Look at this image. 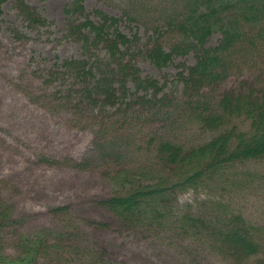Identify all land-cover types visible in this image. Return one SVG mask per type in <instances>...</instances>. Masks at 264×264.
Instances as JSON below:
<instances>
[{"label": "rangeland", "instance_id": "obj_1", "mask_svg": "<svg viewBox=\"0 0 264 264\" xmlns=\"http://www.w3.org/2000/svg\"><path fill=\"white\" fill-rule=\"evenodd\" d=\"M72 1L0 0L1 198L15 206V215L23 218L22 228L27 231H67L85 225L98 246L109 243V258L113 254L109 264L232 263L217 250H211V254L197 251L189 246L194 238L179 231L173 233L171 227L148 231L125 226L113 211L101 208L96 201L112 195L107 172L143 163L153 136L175 141L184 149L210 140L211 132L191 122L188 115L206 111L208 106L216 108L226 90H239L248 84L264 86V43L236 51L226 61L221 83L205 84L200 89L194 86L184 95L179 75L195 64L194 53L175 54L165 65H157L137 48L138 44L159 39L170 50L175 35L161 18L165 10L179 7V0H83L84 13L76 15V24L70 28L67 11ZM21 3L35 8L43 23L30 26L20 14ZM98 11L117 17V26L126 35L139 34V40L131 45L130 58L142 78L164 86L158 98L151 91L148 99L137 101L135 95L131 106L125 104L117 113L106 107L110 113L104 120L92 115L90 100L71 88L73 80L68 73L62 74L66 62L87 60L91 66L105 51L102 44L91 43L92 35L87 42L81 34L90 33L81 26L87 18L99 24ZM156 23L158 33H153ZM220 38L219 33H213L205 48L217 46ZM99 68L105 66L100 64ZM249 123L242 117L228 127L235 124L241 131H248ZM177 198L178 204L169 206L173 213L181 208L178 205L190 209L199 203L209 215L217 199H222L221 209L239 212L248 221L264 225V159L237 163L224 179L178 194ZM58 207L62 209L56 212ZM100 220L113 222L109 228L98 229L93 221ZM4 231L13 239L15 228ZM78 245L75 239L65 246L76 250ZM5 254H15L12 246L5 248Z\"/></svg>", "mask_w": 264, "mask_h": 264}, {"label": "trees", "instance_id": "obj_2", "mask_svg": "<svg viewBox=\"0 0 264 264\" xmlns=\"http://www.w3.org/2000/svg\"><path fill=\"white\" fill-rule=\"evenodd\" d=\"M179 1V7L165 10L161 18L175 35L170 50H166L159 39L143 44L145 47L138 44L137 48L157 65H165L175 54L192 51L195 64L186 74L179 75L184 82V95L194 86L200 89L205 84L221 83L226 61L236 51L264 43V0ZM67 12L71 28L76 24V15L84 13L83 0H73ZM98 13L101 15L99 24L87 18L81 26L90 33H80L86 41L92 35L91 43L102 44L105 51L97 55L98 60L91 66L87 60L66 62L62 74L68 73L73 80L71 88H77L83 98L90 100L92 115L104 120V115L110 113L106 107L114 108L117 113L125 104L131 106L135 95L137 101L148 99L146 95L151 91L152 96L158 98L164 86L156 80L142 78L130 58L131 45L133 40H139V34L126 35L119 30L117 17ZM20 14L30 26L43 23L38 11L23 3ZM154 27L153 33H158L159 23ZM213 33L221 36L218 45L205 48ZM100 64L105 69H100ZM142 91L144 94L140 95ZM216 104L214 109L208 106L206 111L188 115L191 122H198L201 128L211 132L210 140L184 149L175 141L153 136L147 144L149 157L143 163L118 166L107 172L112 195L96 203L113 211L125 226L148 231L171 227L175 229L173 233L179 231L180 235L194 238L190 240L193 245L189 246L199 252L211 254V250H217L231 258L230 264H264V225L248 221L239 212L221 209L222 199H217L218 204L209 215L199 203L190 209L178 205L181 208L176 213L169 207L178 204V194L210 187L224 179L235 164L264 159V86L248 84L239 90H226ZM242 117L250 122L248 131H241L235 124L228 127ZM61 209L58 207L56 212ZM15 212V206L0 196V264H109L113 259V254L112 259L109 258V243L98 246L85 225L72 226V230L67 231L51 228L27 231L22 228L23 218L17 217ZM85 221L89 224V219ZM112 222L100 220L93 224L98 229H106ZM7 227L15 228L13 239L4 231ZM75 239L79 241L76 250L65 246L68 240ZM8 246H12L14 255L5 254Z\"/></svg>", "mask_w": 264, "mask_h": 264}]
</instances>
